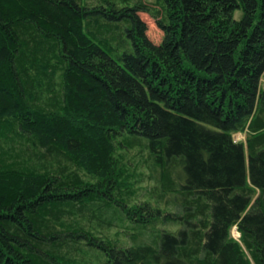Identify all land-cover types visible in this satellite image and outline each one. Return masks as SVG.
I'll use <instances>...</instances> for the list:
<instances>
[{
  "label": "trees",
  "instance_id": "16d2710c",
  "mask_svg": "<svg viewBox=\"0 0 264 264\" xmlns=\"http://www.w3.org/2000/svg\"><path fill=\"white\" fill-rule=\"evenodd\" d=\"M261 78L264 0H0V264H264Z\"/></svg>",
  "mask_w": 264,
  "mask_h": 264
},
{
  "label": "rangeland",
  "instance_id": "374dc122",
  "mask_svg": "<svg viewBox=\"0 0 264 264\" xmlns=\"http://www.w3.org/2000/svg\"><path fill=\"white\" fill-rule=\"evenodd\" d=\"M140 16L142 19L146 22L147 24V35L148 37L154 41V42H159L162 37V30L157 26L155 23L154 19L146 12H140ZM261 85L264 86V78H261ZM233 137L235 140H244L245 138V132H235L233 133ZM129 163V160L127 161ZM123 230H112L108 232V236L111 238H116V237H121L124 239V236L122 235ZM231 235L238 239L239 238V231L237 230L236 226H233L230 230Z\"/></svg>",
  "mask_w": 264,
  "mask_h": 264
}]
</instances>
